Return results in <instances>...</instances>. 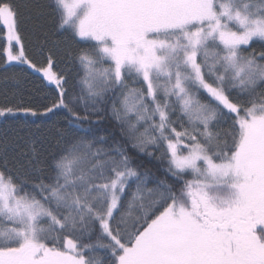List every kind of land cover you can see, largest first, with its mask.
I'll return each instance as SVG.
<instances>
[{
  "label": "snow or ice",
  "instance_id": "obj_1",
  "mask_svg": "<svg viewBox=\"0 0 264 264\" xmlns=\"http://www.w3.org/2000/svg\"><path fill=\"white\" fill-rule=\"evenodd\" d=\"M0 73V264H264V0H0Z\"/></svg>",
  "mask_w": 264,
  "mask_h": 264
},
{
  "label": "trees",
  "instance_id": "obj_2",
  "mask_svg": "<svg viewBox=\"0 0 264 264\" xmlns=\"http://www.w3.org/2000/svg\"><path fill=\"white\" fill-rule=\"evenodd\" d=\"M22 2H23V0H22ZM257 47H259V45H257ZM2 76H3V74L0 73V79H2ZM37 83L38 82L33 81L32 83H22L20 86L22 88H35L37 86ZM73 83L75 84V77L73 79ZM13 86L14 85L12 84L11 81H9V83L7 85L0 83V91H3V89L5 87H7L10 90ZM76 90L78 91V85H77ZM0 99H2V97H0ZM137 163L141 164L142 167L145 169H150L156 175H160V172L158 171L159 165H157L155 161H151V160L144 158V157H138Z\"/></svg>",
  "mask_w": 264,
  "mask_h": 264
}]
</instances>
